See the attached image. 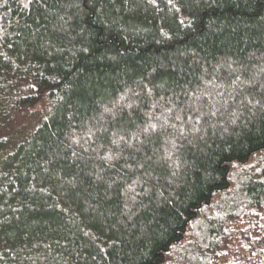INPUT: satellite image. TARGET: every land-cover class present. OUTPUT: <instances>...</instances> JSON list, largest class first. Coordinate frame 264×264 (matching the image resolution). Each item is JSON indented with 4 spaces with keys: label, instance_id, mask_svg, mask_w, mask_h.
I'll list each match as a JSON object with an SVG mask.
<instances>
[{
    "label": "trees",
    "instance_id": "1",
    "mask_svg": "<svg viewBox=\"0 0 264 264\" xmlns=\"http://www.w3.org/2000/svg\"><path fill=\"white\" fill-rule=\"evenodd\" d=\"M0 264H264V0H0Z\"/></svg>",
    "mask_w": 264,
    "mask_h": 264
}]
</instances>
